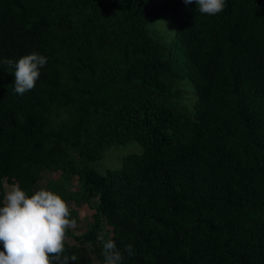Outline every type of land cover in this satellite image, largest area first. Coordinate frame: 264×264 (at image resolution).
Instances as JSON below:
<instances>
[{
	"label": "trees",
	"instance_id": "trees-1",
	"mask_svg": "<svg viewBox=\"0 0 264 264\" xmlns=\"http://www.w3.org/2000/svg\"><path fill=\"white\" fill-rule=\"evenodd\" d=\"M166 15L172 37L149 35ZM33 51L23 95L0 65V206L5 182L31 195L55 172L96 200L68 264H101V233L133 246L122 264H264V0H0V59Z\"/></svg>",
	"mask_w": 264,
	"mask_h": 264
},
{
	"label": "clouds",
	"instance_id": "clouds-1",
	"mask_svg": "<svg viewBox=\"0 0 264 264\" xmlns=\"http://www.w3.org/2000/svg\"><path fill=\"white\" fill-rule=\"evenodd\" d=\"M185 5L193 0H183ZM198 11L214 16L225 8V0H195ZM48 58L33 51L18 59H0L14 72V91L18 95L34 89ZM76 227L71 209L60 194L41 187L31 195L19 184L8 186L0 206V264H68L76 255L66 254L67 231ZM102 245L101 264H122L125 254L135 255L131 244L118 247L113 238L98 237Z\"/></svg>",
	"mask_w": 264,
	"mask_h": 264
},
{
	"label": "rangeland",
	"instance_id": "rangeland-1",
	"mask_svg": "<svg viewBox=\"0 0 264 264\" xmlns=\"http://www.w3.org/2000/svg\"><path fill=\"white\" fill-rule=\"evenodd\" d=\"M175 28L177 25L171 20L170 16L166 15L156 22L149 24L148 32L154 38L166 39L167 41L175 33ZM192 102H189V109H191ZM142 146L136 142H129L124 145H111L104 150L102 159L97 162H94L92 165L102 174H106L109 169H114L119 167L121 164V157L128 152H140ZM43 174V173H42ZM6 191L8 186L11 184L4 183ZM44 187L51 191H65L70 192L71 198L66 201L69 208L71 209V217L76 220V227L73 230L75 234H80L84 230L88 221L84 218V215H90L93 212V207L95 206L96 200H91L87 202L83 196L80 195L82 191V185L80 181L71 177L68 180L60 177L57 173L51 172L45 173L42 175V178L39 180V183L36 185V190ZM80 197L77 199V196ZM67 241L70 244L76 243V240L71 237H67Z\"/></svg>",
	"mask_w": 264,
	"mask_h": 264
}]
</instances>
